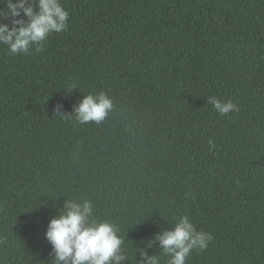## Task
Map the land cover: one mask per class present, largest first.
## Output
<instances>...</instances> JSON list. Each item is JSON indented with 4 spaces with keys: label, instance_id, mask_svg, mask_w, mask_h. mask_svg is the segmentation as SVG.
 I'll return each instance as SVG.
<instances>
[{
    "label": "trees",
    "instance_id": "16d2710c",
    "mask_svg": "<svg viewBox=\"0 0 264 264\" xmlns=\"http://www.w3.org/2000/svg\"><path fill=\"white\" fill-rule=\"evenodd\" d=\"M61 3L41 51L0 44V264H54L48 225L86 200L122 264H165L156 237L182 215L214 237L187 264H264V0ZM100 92L113 110L80 124Z\"/></svg>",
    "mask_w": 264,
    "mask_h": 264
},
{
    "label": "clouds",
    "instance_id": "9594fccd",
    "mask_svg": "<svg viewBox=\"0 0 264 264\" xmlns=\"http://www.w3.org/2000/svg\"><path fill=\"white\" fill-rule=\"evenodd\" d=\"M6 5L0 9V44L8 45L11 55L27 54L34 44L39 45V52L50 35L68 30L70 13L61 0H6ZM5 20H10L12 26ZM209 99L221 115L237 110L232 101ZM113 108V99L100 92L86 96L75 111L80 124H100ZM208 143L210 148L215 147L211 140ZM65 209L50 221L46 232V239L53 246L54 264H122L128 259L122 254L124 240L119 227L109 220L95 219L90 201H69ZM156 239L167 258L165 264H187L191 252L207 249L214 237L198 231L190 218L182 215L173 230L158 234ZM140 253L145 258L141 264H161L160 256H148L142 249Z\"/></svg>",
    "mask_w": 264,
    "mask_h": 264
}]
</instances>
